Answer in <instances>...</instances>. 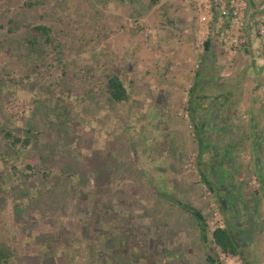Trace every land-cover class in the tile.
<instances>
[{
	"label": "rangeland",
	"instance_id": "374dc122",
	"mask_svg": "<svg viewBox=\"0 0 264 264\" xmlns=\"http://www.w3.org/2000/svg\"><path fill=\"white\" fill-rule=\"evenodd\" d=\"M213 3L0 0V246L7 255L0 264H161L155 259L168 247L140 226L151 223L150 215L127 197L111 198L96 182L93 173L103 175L107 151L120 142L119 135L104 139L101 128L141 125L138 119L150 117L147 106L150 111L154 105L146 95L161 94L165 82L163 92L179 94V101L155 111L191 130L189 97L182 93L194 72L189 65L203 71L200 78L219 79V91L225 86L231 99L264 85V0ZM40 26L46 34L36 30ZM206 39L212 41L207 49ZM184 48L191 51L184 54ZM114 76L127 93L122 103L108 94L107 80ZM263 100L256 103L261 126ZM258 136L263 140L264 131ZM225 141L219 135V145ZM239 152L250 159L247 150ZM182 159L178 177L199 182L195 148ZM232 168L240 202L258 196L253 167ZM200 189L207 232L224 227L220 199ZM255 220L246 262L223 254L209 238L210 257L221 264H264L263 217Z\"/></svg>",
	"mask_w": 264,
	"mask_h": 264
},
{
	"label": "crops",
	"instance_id": "0c3cea01",
	"mask_svg": "<svg viewBox=\"0 0 264 264\" xmlns=\"http://www.w3.org/2000/svg\"><path fill=\"white\" fill-rule=\"evenodd\" d=\"M206 42L208 44L205 49L211 46L212 41L206 39ZM182 50L184 54L191 51L190 48ZM200 66L202 68L205 65L201 63ZM188 70L194 72L192 75L189 73L185 83L182 80L187 85L182 93H187L189 97L188 110L192 129L188 130L180 122L175 126L173 117L169 119V115L166 117L155 111L157 105L163 110L169 103L179 101V94L163 92L168 86L164 82L161 94L146 95L147 100L154 105L150 111L147 106L146 115L150 114V117L138 119L137 122L140 121L141 125L134 128L119 125L117 132L114 123L101 128L105 132L104 139L119 135L120 142L115 144L113 151L109 148L111 152L107 151V146L103 150L98 149L107 151L108 157L103 165V175L99 174V170L93 174L97 173L96 182L103 183L105 192L111 198L127 197L137 210L144 211L145 216L150 215L146 216L149 217L150 224H137L141 228L148 226L153 233L151 238L164 242L168 247L163 249L160 258L155 259L156 263L161 264H212L208 260L210 254L206 242L210 238L213 243L212 232L223 227L218 226L207 232V223L202 220L201 216L207 210H203L198 204L197 197L201 192L200 187L206 184L205 187L214 193L218 203L220 199L225 218L224 227L233 237L238 256L246 262L245 255L252 250V238L259 225L255 218L261 215L264 222V139L258 136L264 131V125H260L261 114L256 104L260 98L264 99V85L257 83V91L241 92L238 97L231 99L233 95L228 93L225 86L219 91V79L202 78L203 71L191 65ZM217 72L219 73V69ZM233 82L236 83V80ZM222 110L229 113L221 115ZM222 116L224 118L219 120ZM219 135L225 138V144L219 145ZM194 148L198 153V170L203 174L204 181L202 178L197 182L194 177H178L182 158ZM115 150L117 156L114 155ZM241 150L251 153L250 159H243L239 152ZM117 157L120 158L118 162L115 161ZM233 166L253 167L261 185L258 196L249 195V201L240 202V184L235 183L234 175L229 171V167L233 171ZM233 172H237V169ZM181 198L185 200L181 201ZM136 221L139 220L136 218ZM166 250L169 251V256L165 254Z\"/></svg>",
	"mask_w": 264,
	"mask_h": 264
},
{
	"label": "trees",
	"instance_id": "16d2710c",
	"mask_svg": "<svg viewBox=\"0 0 264 264\" xmlns=\"http://www.w3.org/2000/svg\"><path fill=\"white\" fill-rule=\"evenodd\" d=\"M36 30H38L44 34L47 33V28L42 27V26L36 27ZM207 44L208 43L206 42L205 46ZM106 86H107L108 94H109V97L111 98V100H113L114 102L126 101L127 93H126L124 85L122 84V82L119 80L118 77L114 76V77L109 78ZM187 113L190 115L189 110L187 111ZM198 145L200 146L199 141H198ZM198 174H199L200 178H202V180H203V174L200 172V170H198ZM205 186H206V184H205ZM212 236H213L214 243L220 248V250L222 252L233 255V256L239 255L237 253L236 247H234L233 237L229 233V231L227 230L226 227L219 228V229L216 228L212 232ZM5 252H6V249L4 250V248L2 246H0V257L4 258L6 260L7 255L5 254ZM239 258L241 259V257H239ZM208 260L212 264H221L217 259H214L210 256L208 257Z\"/></svg>",
	"mask_w": 264,
	"mask_h": 264
},
{
	"label": "built area",
	"instance_id": "2783aa9c",
	"mask_svg": "<svg viewBox=\"0 0 264 264\" xmlns=\"http://www.w3.org/2000/svg\"><path fill=\"white\" fill-rule=\"evenodd\" d=\"M213 4H214V6H216L217 4H219V0H218V3H216L217 2V0H213ZM205 16H201V20H204L205 18H204ZM219 226V225H218ZM218 226H216V227H218ZM216 227H214V228H216ZM213 229V228H212ZM223 254H227V253H224L223 252ZM228 255H230V254H228ZM219 260H221V258H218V261ZM227 260H230V261H232V259H227ZM221 262V261H220Z\"/></svg>",
	"mask_w": 264,
	"mask_h": 264
}]
</instances>
